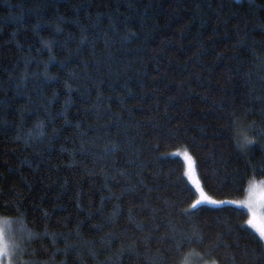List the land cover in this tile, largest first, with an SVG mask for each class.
<instances>
[{
    "label": "trees",
    "instance_id": "trees-1",
    "mask_svg": "<svg viewBox=\"0 0 264 264\" xmlns=\"http://www.w3.org/2000/svg\"><path fill=\"white\" fill-rule=\"evenodd\" d=\"M259 182L264 0H0L16 264H264L246 209H191Z\"/></svg>",
    "mask_w": 264,
    "mask_h": 264
},
{
    "label": "snow or ice",
    "instance_id": "snow-or-ice-1",
    "mask_svg": "<svg viewBox=\"0 0 264 264\" xmlns=\"http://www.w3.org/2000/svg\"><path fill=\"white\" fill-rule=\"evenodd\" d=\"M253 143L251 140L245 139L243 147H247L248 144ZM190 175V174H189ZM196 193H198L196 199L191 204V209H196L198 205H213L219 206L221 204H237L238 207L241 206V202L228 200V201H218L213 199L210 195L206 194L200 187L199 183L195 184ZM244 207H248L247 203L243 204ZM249 227L255 230L259 236V241H264V226H257L253 220L247 221ZM20 232L19 238H17V233ZM36 238L31 230L23 229H12L9 228L6 233L3 229H0V264H16L17 254L23 255L25 249V242L31 241Z\"/></svg>",
    "mask_w": 264,
    "mask_h": 264
},
{
    "label": "rangeland",
    "instance_id": "rangeland-1",
    "mask_svg": "<svg viewBox=\"0 0 264 264\" xmlns=\"http://www.w3.org/2000/svg\"><path fill=\"white\" fill-rule=\"evenodd\" d=\"M239 202H241V208L246 209L251 215L256 218V221L259 222L261 226H264V184H262V182L253 185L249 189L246 197ZM244 203H247L249 206L244 207ZM235 205L237 206V204ZM10 227L14 229L13 222H7L0 219V229H3L7 233Z\"/></svg>",
    "mask_w": 264,
    "mask_h": 264
}]
</instances>
